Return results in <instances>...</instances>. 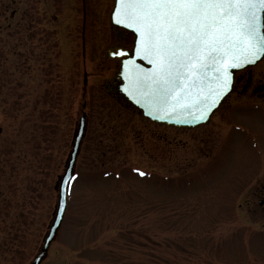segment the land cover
Returning a JSON list of instances; mask_svg holds the SVG:
<instances>
[{"label":"rangeland","instance_id":"374dc122","mask_svg":"<svg viewBox=\"0 0 264 264\" xmlns=\"http://www.w3.org/2000/svg\"><path fill=\"white\" fill-rule=\"evenodd\" d=\"M112 4L0 0V264L39 253L83 112L40 264H264V59L207 125L154 124L106 88Z\"/></svg>","mask_w":264,"mask_h":264},{"label":"snow or ice","instance_id":"6c2138e0","mask_svg":"<svg viewBox=\"0 0 264 264\" xmlns=\"http://www.w3.org/2000/svg\"><path fill=\"white\" fill-rule=\"evenodd\" d=\"M112 18L137 34L136 54L154 65L137 77V85L149 89L162 106L177 90L207 79L208 70L223 96L232 87L233 68L264 57V0H117ZM207 118L201 112L200 119Z\"/></svg>","mask_w":264,"mask_h":264},{"label":"water","instance_id":"95a60500","mask_svg":"<svg viewBox=\"0 0 264 264\" xmlns=\"http://www.w3.org/2000/svg\"><path fill=\"white\" fill-rule=\"evenodd\" d=\"M117 0H114L113 7L109 13V20L112 27L115 29H123L133 36L132 47L130 50L123 48H111L108 50V56L119 59V68L116 74V94L118 99H121L126 106L138 110L143 117L148 121L180 129H195L201 125H207L210 122L212 114L220 107L225 98L231 93L235 80V75L247 68L257 65L262 59H258L255 63L247 64L242 68H233L232 71V87L225 95L217 94V83L214 79V74L211 70L207 72V79L197 84L189 90H177L168 98L166 106H162L159 98L151 93L149 89L141 88L137 85V77L145 72L153 69L154 65L150 64L147 59H142L136 54V39L137 34L132 28L124 27L115 23L113 20V12L116 10ZM125 51L127 55L116 57L112 53L114 51ZM251 58V57H250ZM130 61H134L131 63ZM243 63V61H239ZM139 65L140 67H136ZM181 96L179 103L175 102V98ZM215 101V104L210 108L209 105ZM152 114L149 115L148 113ZM201 112L207 113V119H200ZM167 116V119H159L160 116ZM86 130L85 114L78 121L77 128L74 132L72 147L66 160L65 169L62 175L58 177L57 182V203L53 218L49 229L44 237L39 253L34 257L30 264H40L45 258L49 246L57 235L61 226L66 206H67V191L70 180L72 178L77 156L79 154L80 145ZM262 204V201H260Z\"/></svg>","mask_w":264,"mask_h":264},{"label":"flooded vegetation","instance_id":"af4514ba","mask_svg":"<svg viewBox=\"0 0 264 264\" xmlns=\"http://www.w3.org/2000/svg\"><path fill=\"white\" fill-rule=\"evenodd\" d=\"M110 28H111V33H110V37H109L110 41L108 42L109 46L107 47L105 55H103V56L106 58V60L108 62H111L109 69L113 68V70H115L116 67H118V59H110L111 57L108 56L109 55L108 50L111 48L130 49L131 44H132V35L129 32H127L121 28L115 29L111 26H110ZM246 75H247V78H244V77H246ZM107 81H110V85L107 84L106 88L108 89L109 93H111L115 98H117L118 96H117L116 91H115L116 79L114 77V73H113V76L111 77V79L110 80L108 79ZM240 85H241V87H239V88H241V91H246V89L252 85L250 82V78L248 77V72H246V73L242 72L239 75H237L235 83H234L233 92H237V90H238L237 87ZM261 201H262V205H263L264 200H261ZM263 208H264V205H263Z\"/></svg>","mask_w":264,"mask_h":264},{"label":"trees","instance_id":"16d2710c","mask_svg":"<svg viewBox=\"0 0 264 264\" xmlns=\"http://www.w3.org/2000/svg\"><path fill=\"white\" fill-rule=\"evenodd\" d=\"M110 65H111V62H108V70H111V69H109L110 68ZM85 79H86V76H85V78H84V83L83 84H85ZM85 91H86V88L85 87H83V89H82V97H85ZM84 107V105L82 104L81 105V108H83ZM54 126H55V129H56V126H57V123H55L54 124ZM17 238H20L19 236H16L14 239H17ZM146 239V238H145ZM20 241V240H19ZM17 246H20V242H18L17 241ZM14 245H16V242H14ZM15 251H16V253L18 254V248L17 249H15Z\"/></svg>","mask_w":264,"mask_h":264}]
</instances>
